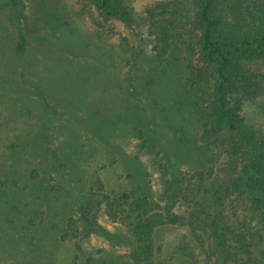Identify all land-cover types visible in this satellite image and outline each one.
Here are the masks:
<instances>
[{"label":"rangeland","instance_id":"1","mask_svg":"<svg viewBox=\"0 0 264 264\" xmlns=\"http://www.w3.org/2000/svg\"><path fill=\"white\" fill-rule=\"evenodd\" d=\"M180 1L184 0H125L133 16L127 23L107 17L93 2H89L92 5L88 10L86 0H0V152L8 150L11 142L18 143L17 169L24 178L39 166L42 155L56 152L50 146H41L45 134L52 148L59 144L57 147L71 156L70 164L66 161L63 167L59 161H65L64 152L57 150L55 166L50 167L64 172L63 190L71 192L62 195L70 205L66 218L74 219L76 229L56 251L58 264H74L80 250L96 259L109 253L133 258L139 252L129 225L136 214L127 208H111L109 200L101 201L100 195L90 199V186L99 178L96 193L113 198L114 193L126 191L130 196L133 187H141L159 204V212L164 215L188 216L195 212L201 216L199 211L204 210L212 218H224L233 225L247 218L250 231L255 234L256 264H263L264 214L249 195L247 175L256 147L252 141L264 144V96L229 94L226 128L228 134L244 144L238 159L232 158L224 145H218L215 152L221 155L209 171L203 160L206 154L192 149L178 162L170 151L177 143L174 134L180 126L191 131L193 126L188 125L192 118L185 110L176 109L181 88L173 78L165 76L155 81L158 72L152 67L163 47L156 46L152 15L161 12L158 19L168 16ZM49 10L61 18L59 24L54 25L57 17ZM182 16L187 22L188 16ZM188 30H180L172 41L184 40ZM23 33L26 39L20 51ZM168 51L160 60L166 58ZM245 66L264 76L263 57L245 61ZM74 79L84 88V101L100 107L104 118L118 115L113 105L124 113L126 118L116 131L112 151H91L86 130L64 127L65 122L83 124L84 129L88 124V116L79 103L74 105L73 99L63 93H54L58 85H65L66 94L75 95ZM65 109L66 114L62 113ZM67 142L69 148L65 149L63 144ZM198 170L206 173L194 175ZM235 178H240L238 188L232 187ZM38 180L26 184L22 178L10 188L29 196L37 211L46 210L52 215L61 201L51 184L61 187L53 177H49L50 183ZM227 185L229 195L222 198L216 187ZM0 218V222H5L6 218ZM15 229L12 236L0 228V235L5 234L0 239V264L39 262L43 250L30 248L24 232L16 225L11 231ZM201 233L203 240L187 224L159 225L152 237L154 264L215 263L217 260L209 258L207 251L216 241Z\"/></svg>","mask_w":264,"mask_h":264},{"label":"trees","instance_id":"2","mask_svg":"<svg viewBox=\"0 0 264 264\" xmlns=\"http://www.w3.org/2000/svg\"><path fill=\"white\" fill-rule=\"evenodd\" d=\"M86 1L85 6L88 7V10L92 5L89 2H93L107 17H116L127 23L133 20L125 0ZM49 11L53 17H57L54 25L59 24L62 21L61 18L54 11ZM163 13L167 14L168 12L164 11ZM184 13L188 16L187 22L182 16ZM159 15L161 12L152 15L155 19L153 24L156 25V46L160 44L163 47V53H160L158 57H163L169 51L163 60L157 58V64L152 67L153 71L158 72L155 81L165 76L173 78V81L181 88L178 97L181 107L179 105L176 109L185 110L187 115L192 118V122L188 126H193L188 132L185 126H180L181 128L174 134L177 143L172 146L170 151L176 158L175 160L180 162L192 149L198 150L201 152L200 155L206 154L203 160H206L209 171H211L221 155V153L218 155L215 152L216 146L224 145L226 151L235 160L243 151L242 145L244 144L239 142L235 135L228 134L226 128L229 121L226 108L229 94L238 92L248 97L264 96V76L248 70L245 66V61L258 57L264 58V0H184L178 2L168 16L161 19L156 18ZM184 28L189 29L183 36L186 38L179 42L172 41L173 36L180 34V30H184ZM25 39L26 36L23 33L22 43L19 46L20 51L25 45ZM2 44L0 42V46ZM11 61L14 64L13 58ZM72 81H74L72 84L75 86V95L66 94L68 87L65 85H58L54 93L56 96L63 93L66 98L73 99L74 105L79 103L83 112L88 116V124L84 129L83 124L65 122L63 123L64 127H74L73 130H86L90 141L87 143L91 145V151L93 149L112 151L116 131L121 129V120L126 118L123 116L124 113L118 112L119 110L115 109V105H113V109L118 115L110 119L104 118L100 107H93L84 101L83 86L76 84L75 79ZM71 105L74 107L73 104ZM116 106L118 105L116 104ZM67 112V109L62 111L64 114ZM132 114L135 115V111ZM194 130L195 134H193ZM150 131H152L151 128ZM97 140L99 142H93ZM40 143L43 144L41 146H50L56 152H53V155L51 152L48 155L47 153L42 155L39 166L35 167L30 174L25 175V178L23 173L17 169L20 156L16 153L18 143L13 141L9 144L8 150L0 152V217L6 218L5 222H0V228L8 235L14 236L16 229L15 231H11V229L15 225L16 228L18 226L19 231L24 232L27 236L30 248L38 247L43 250L37 264H58L56 251L65 243L72 231L76 230L74 219L66 218L67 209L70 208L68 199L62 197L64 194L71 195V192L63 190L65 185L62 183L61 175H64V172L56 168L50 169L52 165L55 166L54 158L57 155V150L63 152L64 150L57 147L59 144L52 148V145L49 144L48 134L42 137ZM252 143L256 147L252 155L253 163L247 175V185L250 186L248 191L253 201L263 209L264 214L262 195L264 194V144L256 141H252ZM68 144V142L63 144L65 149L69 148ZM73 145L75 147V144ZM64 155L65 161H59V165L63 167L66 166V161L69 164L71 162L70 153L64 152ZM129 162L132 163V160ZM236 166L237 162L233 164V169ZM205 173L204 170H198L194 175L204 176ZM49 177H53L61 187L59 189L55 182L51 184L52 187L54 186L53 190L57 198L61 201L58 207L53 208L52 215L46 213V210L37 211L29 196L16 193L13 188H10L13 182L20 183L22 178L26 184H29L28 181L34 184L36 181L34 182L33 179L35 178H39L38 182L50 183ZM137 178L139 179L140 176ZM239 179L233 180L232 187H239ZM99 180L94 181L90 186V199L100 195L101 201L109 200L111 208H127L130 213L136 214L135 218L130 220L129 225L134 233L139 252L132 256L134 259L114 253L106 254L102 259H96L86 256L84 251L80 250L81 253L75 254L74 264H154L153 233L159 225L165 223L187 224L193 228L200 240H203L201 232L214 238L215 244H211L207 251L209 258L217 260L212 264H220V262L221 264H227V262L256 264L257 257L253 249L255 234L250 231L247 218L233 225L224 218H212L211 213L204 210L199 211L201 216L195 212L188 216L176 213L164 215L159 212V204L144 193L141 187H133L130 196L126 195V191H118L111 198L107 194L96 193V190L100 188L101 181ZM229 188L228 185L216 187L217 194L222 198L227 197L230 192ZM255 190L257 191L255 192ZM59 207L60 209H58ZM4 235L2 233L0 239ZM210 237H208L209 241ZM15 239L19 238L15 237Z\"/></svg>","mask_w":264,"mask_h":264}]
</instances>
